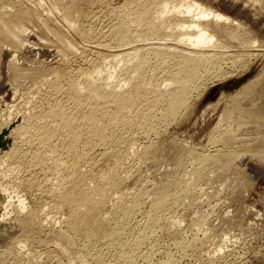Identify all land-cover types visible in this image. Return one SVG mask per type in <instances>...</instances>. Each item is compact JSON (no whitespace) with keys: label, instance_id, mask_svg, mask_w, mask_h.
<instances>
[{"label":"bare ground","instance_id":"1","mask_svg":"<svg viewBox=\"0 0 264 264\" xmlns=\"http://www.w3.org/2000/svg\"><path fill=\"white\" fill-rule=\"evenodd\" d=\"M29 1L43 7L44 11L46 9L48 12L44 13L51 14L49 16L51 20L55 18L58 20V28L49 26L50 22L47 20L41 21L44 26H47L45 28L48 32L52 34L48 33V35L55 39L52 40L53 42L48 39V43L52 44L56 41L54 45L59 46L60 52H57L61 53L62 51V57L66 58V55L68 57L69 52L72 57L74 52L77 54L76 51L79 53L81 51L83 59L81 65L72 69L65 66L70 62L66 58L68 62L62 66L67 67L66 69L54 70L53 68L49 73V70L47 72L44 69L37 71L39 67L38 69H21L17 65L16 54L12 56V59L10 58L8 73L10 71L11 75H8L13 76L16 81L21 80L16 78L24 77V80L26 78L28 80L29 78H40L39 81L43 79L41 83H44L43 85L47 86V89L39 100V104L33 105L28 111L26 110L27 114L23 113L24 116L22 119L19 118L20 121L8 113L9 117L6 118V122H0V190L7 191V195H9L5 185L8 184L11 177H18V173L25 171L26 176L19 177V185L22 184L28 189L39 191L46 199L53 201L52 207L57 210L61 208V205H69L70 210L65 219L69 230L61 229V232L55 234V239L61 242V246L66 247L75 239L81 240L83 246L87 248L84 249V254L80 253L83 254L82 264H106L108 256L105 254H108L109 250L111 258L114 257L113 259L117 262L128 261L133 264L140 258L151 264L153 262L151 252L153 250L155 252L158 245L157 238L155 239L159 236H156L157 231L167 233L168 237L178 234V229L170 234L173 227H169V225L174 221L170 223L173 216H170L166 211L177 206L179 201L183 200L182 198L191 197L190 200L193 199L195 177L189 179L187 175L189 173H186L188 179L184 178L185 175L182 176L184 172L182 174L179 172L182 170L181 166L185 165H182L183 161L179 160L180 158H176L172 154L167 158H173L172 161L179 165L177 169L180 167L174 180L180 183L178 192L161 195L165 191L164 183L159 189L157 188L159 186L155 184L157 189L152 187L153 191H150L146 183L141 180L136 187L130 189L125 184L130 170L124 168V162L136 151L139 153L138 157L144 161L151 158L160 159L166 154L167 148H164L166 146L154 143L151 137L156 135L161 127H164L163 125L171 123L184 109H187L190 100H193L192 97L198 96V93L202 94L200 92L203 90L205 91L208 80L227 75L216 60L217 57L221 58L219 51L230 48L232 42H235L237 46H246L248 50L250 47L247 33L250 32L242 21L223 14L200 0H125L120 6L109 10L106 17L109 21L108 24L104 26L105 23H101L104 24L102 25L104 27L101 24L97 27L92 24L85 25L82 22V25L79 24L83 13L74 1L71 4H66L67 1L61 0ZM29 1L25 0V2ZM257 1L264 3V0ZM25 2L23 0H0V56L3 55L6 43L11 46L12 54L20 53V51L24 54L25 52L32 54L36 51L34 49L40 39L36 36L39 40L33 41L36 34L31 32V28L30 31L28 30L30 21L36 15ZM34 20L36 21V19ZM101 20L104 21V19ZM36 22L32 24L36 26ZM42 24H38L39 27ZM45 36L42 37L44 45L47 43ZM75 38L79 40L81 48H78ZM228 38H230V42L226 40ZM39 45L43 46V44ZM39 50L41 51V49ZM68 58L70 59V56ZM62 60L59 62L63 63ZM206 65L208 68L204 70L205 68L202 66ZM185 70L190 71L191 74L183 80L181 75ZM48 73L53 76L52 79ZM15 80L14 82H16ZM39 81L34 84L37 85ZM252 83L253 81L247 82L240 91L247 89ZM263 91L264 86L256 85L252 89L250 86L247 91L249 95L245 96L252 98L256 92L258 94L256 97H260ZM243 92L246 94V91ZM237 95L232 97H235V101L233 102L231 99L233 102L231 107H228L231 104L226 105L214 126L212 133H215V136L211 133L214 136L212 142L215 145H222V147L216 148L214 153L209 154L193 152L192 159L196 160L198 164H216L218 162L221 164L219 166L223 164L224 168L233 169L239 173L244 169L240 167V164L244 163L248 155L251 160H255L254 162H261L260 159H264V144L262 142L249 143L247 139L239 144L237 143L238 139H236L237 142L234 139L236 134L243 131L241 129L242 131L239 132L241 124L239 121L246 120L244 115H247L249 120H254L253 124L257 122L261 123V126L254 128L251 123L256 130L246 131V134L251 135L252 131L254 135L261 129L262 133H259L262 141V137H264V100L262 97L263 101L253 97V100L250 99L252 102H249L248 105L245 104V107L241 104V100L238 101L237 98L240 99V97H236ZM242 116L244 117L243 121L239 120V117ZM242 125L244 124L242 123ZM222 128L226 132H221ZM249 129L247 130L249 131ZM243 134L245 136L244 132ZM140 139H144L145 142L137 150ZM231 141L234 145H231ZM140 149L141 151H139ZM180 155L183 157L182 154ZM103 157L111 158V161L107 166L100 168L98 166L99 159ZM86 166L89 168L83 169ZM123 169L125 171L122 172ZM201 169L205 168L202 166ZM195 172H191V174L194 175ZM241 174L243 173L238 176ZM6 182L7 184L4 185ZM127 189L129 190L127 191ZM13 194H10V198L14 196ZM17 194L19 193L17 192ZM19 195H17L19 198L16 209L23 213L25 209H28L27 202L25 203V198L23 199ZM112 196L113 198L117 197L116 202ZM111 198L115 202V206L113 205L114 208L110 207V209L107 203ZM146 198H148V202L150 201L149 205L147 204V209L143 206L145 202L147 203ZM12 199H8L6 204L13 207L15 198ZM44 205L46 206V204ZM44 205L43 207H45ZM43 207H38L39 210L35 208V213L33 209H30L25 216L21 217L25 227H35L33 225L35 222L42 221L36 219L41 218V214H45L46 211ZM9 208L11 207L9 206ZM254 211L255 214H258H256L258 218H264L262 212ZM12 213L15 212L12 211ZM39 227L42 228V226ZM35 230L33 233H36ZM221 234L223 236L220 233L218 235L222 237L227 235L223 232ZM230 237L226 236L228 240ZM226 238L223 241H221V237L219 238L221 243L219 242L218 249L214 245L217 254L224 250L225 247L220 244H223ZM97 242H102L105 249L108 250L105 253L94 251ZM148 242H151L150 252L143 249ZM173 242L181 251H187V247L197 248L196 240L182 241L175 236ZM228 246L227 244L226 247ZM168 252L165 260L158 264H177L175 255ZM207 253L209 254V252ZM213 254L216 255L212 253L211 256Z\"/></svg>","mask_w":264,"mask_h":264},{"label":"rangeland","instance_id":"2","mask_svg":"<svg viewBox=\"0 0 264 264\" xmlns=\"http://www.w3.org/2000/svg\"><path fill=\"white\" fill-rule=\"evenodd\" d=\"M61 1L64 2L67 1L66 4H71L73 1L74 3H76L78 9L83 13V17H81L79 24L81 25L82 23L85 25L92 24L93 26L97 27V25L100 26L101 23H105V25L101 24V26L102 25L106 26L109 22L107 21L108 19L106 18L109 10L113 7L120 6V4H123L125 0H61ZM200 1L211 5L215 10H218L223 14H226L230 17H234L242 21V23L247 27L248 31L250 32L247 33V41L249 43L250 48H248L247 50L246 46L243 45L237 46L235 42H232L230 48L222 49L219 51V56L221 58L217 57L216 60L221 64L223 71L227 75H225V77H219V78L215 77L212 78L213 80L212 79L208 80L207 82L208 84L206 85L205 91L204 90L201 91L200 93L202 94L200 95L198 93V96H193L192 97L193 100H190L191 102L187 109H184L178 115V117L175 120H173L171 123L163 125L165 128L161 127L160 131L156 135H153L151 137V140L154 143H160L159 145L166 146L164 147L167 148V150L165 151L166 152L165 155H163L160 159L151 158V159H147V161L146 160L144 161L138 157L139 153H137L138 151H136V153L133 154V156L131 155L125 160L124 168L126 167L125 169H127L128 171L130 170L129 171L130 175L128 176V178H126L125 184L131 189L136 187L137 183L141 180L142 182L146 183L150 191H153L151 189L152 187L153 189H157V188L159 189L160 186L162 188L163 186L162 183H164L165 191L161 195H164L165 193L178 192L180 183L178 181L175 182L174 180L177 177V175L175 174L178 173L180 167L177 169L179 165H177V163L175 164V162L172 161L173 158H170L172 154L176 158H180L179 160L183 161L182 165H185V166H181L180 169L182 170L179 173L182 174L184 172L182 176L184 177L185 175L184 178L187 179L188 176L189 179L193 178V176L195 177L194 186H193L195 187L194 189L195 191L192 195L193 199L190 200L191 197L182 198L183 200L179 201L177 206H173L169 208L166 212L170 216L171 215L173 216L172 219H170L171 220L170 223L174 221L169 225V227H173L172 228L173 230L172 232H170V234L176 232L178 229L179 230L178 234H175V236L178 239H182V241L196 240L197 248L191 249L190 247H187L188 248L187 251L178 250V247L173 242L175 236L173 237L172 235H169L170 237H168L167 233H161L159 230L157 231L156 234V236L158 235L159 236L155 237V239L157 238L156 239L157 241L156 240L155 241L158 242L157 243L158 245L156 246L157 250L155 252L154 250L151 252V259L153 261L151 262V264H155V263L158 264V262L162 263L167 257L166 254L168 251L170 253L172 252L175 255L174 256L176 259L175 262H177V264H264V218L261 217L258 218L257 216L258 214L256 213L257 214L256 215L254 211V210H258L262 212V214L264 215V161H263L264 159H260L262 160L261 161L262 163L254 162L255 160L254 161L251 160L250 156L248 155L244 163L242 165L240 164V167L244 169L242 172L239 173L238 171L235 170L234 172L233 169L224 168L223 164L222 166H219L221 164L218 162H217L218 164L217 163L198 164L196 160L192 159L193 152H195V154H200L201 152L202 153L204 152L205 154H209V153H214L216 148L220 146L222 147V145H218V144L215 145V143L212 142L213 137L215 136V133H212V130L216 125V123L218 122L219 117L223 112L224 108L226 107V105L228 106L229 104H231L228 107H231L233 105V102L235 101V97L234 98L232 97L239 94L236 96V97H240V99L237 98L238 101L241 100V104L243 106L245 104L248 105L249 102H252L251 100H253V97H256L258 95L256 94V92H254V95L251 92V95H253V97L252 98L246 97L247 95H249L247 93L248 88H250L251 86L252 89L256 85L258 87L264 86V3H262L261 1L260 3L257 0H200ZM23 2H25V0H23ZM26 3L33 11V13L36 15L35 17L37 18L39 17L38 20L35 17L32 18L33 22L37 21L36 22L37 25L35 26V24H32L33 22L31 20L30 24L28 25V30L31 28L30 29L31 32L32 33L35 32L34 35L36 34L35 38L36 36H38V38L40 39V42L37 45L40 48L35 46L34 50L36 51L32 52V54L30 52L29 53L27 52L28 54L25 52L24 54L21 51H20L21 54L18 52L17 53L14 52L12 54L11 46L8 45L7 43L4 44L6 46H4L3 49L4 52L2 53L3 55L1 54L2 56H0V83H2L1 84L2 86L0 85V122L1 123L6 122V118L9 117L7 115L8 113L11 114V115L9 114L10 116L20 121L19 118L22 119V116H24L23 113H26L28 109L33 107V105L39 104V100H41L44 92H46L47 89V86L43 85L44 83L43 84L41 83L43 79L40 81L38 80L40 78H33V79L29 78V80L28 78H26L27 80L26 79L24 80L25 78L24 77V78H16L18 80L21 79L19 81H16L15 78L12 76L13 77L12 80V77L10 76L11 75L10 71L8 73V68H9L8 64L10 63L9 61H11L12 56L14 54H16L15 58H16V62H18L17 65L19 66V68L38 69L39 67L37 71L44 69L47 72L49 70V73L51 72L50 69L53 70V68L54 70L55 69L64 70L67 67H71L73 69V67L75 68L81 65L83 59L82 58L83 55L81 51L80 53L79 51H76L78 52L77 53L78 55L74 52L73 54L74 56L72 57H71V52H69L68 55L70 56V59L68 58L69 56L67 57V55L66 58L70 60V62H68L65 57H62L63 52L61 51V53H58L60 52L59 46L57 44L54 45L56 41L52 44H50V42L48 43V39H50L51 42H53L52 40L55 39L53 36L52 37L50 36L52 34H50L48 30L45 28L47 26H44V23L42 24V22L47 20L48 22H50L48 23L49 26H52L53 28H58L57 26L58 20L55 17H54L55 19L51 20L50 19L51 17H49L51 16V14L44 13L45 11L46 12L48 11L46 9L44 11L43 10L44 8L40 7V5H36L34 2H30V1L25 2V4ZM32 4L35 5L32 6ZM41 17L44 20L40 19ZM34 19H36V21ZM101 19H104V21ZM38 24L39 25L42 24V26L39 27ZM41 32L44 35L40 34ZM45 33L47 34L46 36ZM48 33L50 35H48ZM43 36L47 38L45 39V42H47L45 43L46 46L42 42ZM69 36L71 37L70 34ZM35 38L32 40L37 42V40L39 39L37 38L35 39ZM229 39L230 38L226 40L230 42L231 40ZM75 40L77 39L75 38ZM76 42H78V48H81L82 45L80 44L79 40H77ZM39 44H43V46H45L46 48ZM41 46L46 50L43 49ZM39 49H41V51ZM60 54L61 56H59ZM61 60L64 62L60 63ZM66 62H68L69 64H67ZM64 63H66L65 66L67 65V67H62L64 66L63 65ZM202 68H205L204 70H206L208 66L207 65L202 66ZM190 74H191L190 71L185 70L182 72L181 78L184 80L187 77H189ZM50 77L51 79L53 78V76ZM50 77L47 78L49 79ZM14 80L16 82H14ZM36 81H39L37 82L39 84V85L37 84L38 86L34 84L36 83ZM250 81H253V83L247 89L245 90L243 89L242 91H240L242 86L245 85L247 82L249 83ZM40 85L43 86L44 88L41 87ZM243 91H246V94ZM240 94H242V96H240ZM262 95L254 99L257 98L261 99L262 97L264 100V91ZM231 99L233 100V102L231 101ZM263 100L261 99L260 101ZM244 117H246L245 118L246 120L243 121ZM244 117L243 116L239 117V120L242 119L243 122L239 121L241 124H240V131L239 130L238 131L241 132L242 131L241 129H243V131L241 133L236 134L237 136H234L235 140L238 139V142L237 140L236 142L241 144V142H244V140L248 139L249 143H255L257 141L256 142L257 144L260 142L264 144V137H262L263 138L262 141L260 138V133H259L261 132L260 128H259L260 130H258L259 132L258 133L255 132L254 135L252 134V131H251V135L249 133L246 134L247 132H250V130L255 131L256 129L254 128L260 127L261 123L255 122V124H253L254 120L253 121L249 120L247 115L246 116L244 115ZM242 123L244 125H242ZM251 123L254 126V128L251 125ZM241 125L245 126V128H242ZM247 129H249V131ZM223 130L224 128H222L220 131L222 132ZM224 132L226 131H223V133ZM243 132L245 133L246 137L243 136L244 135ZM211 133L214 136H212ZM254 136H258V137H254ZM242 138H246V139H242ZM257 138L259 140H256ZM144 142H145L144 139H140V141L137 144V147L139 146L137 150L142 147L140 145H142V143L144 144ZM230 143L231 145H234L232 141ZM139 151H141V149ZM180 154H182L183 157ZM168 155H170V157L167 158ZM109 161H111V158L103 157L99 159L98 166L100 168H103L107 166ZM199 165L201 166V168L203 166V168L205 169L199 168L200 167ZM212 165H216V166L212 167ZM245 165L247 166V169H245L246 167ZM87 168L89 167L88 166L83 167V169H87ZM125 169H123L122 172L125 171ZM191 172H195V174L192 175L193 173L191 174ZM197 172L199 173L197 174ZM186 173H189L187 174L188 176H186ZM236 173H238V175L240 173L243 174H241V176H238L236 175ZM17 176L18 177L16 176H14L13 178L11 177V180L8 182V184L7 182L4 183V185L7 184L5 186L6 188H8L9 195H7V191L5 192L3 189L0 190V264H82L83 254L85 252L84 249L86 247L83 246L82 244L83 242L81 240L75 239L73 243L68 244L66 247L64 245L61 246V242L55 239V234L57 232L59 233V231L61 232V229H64L65 231L66 229L69 230V228H67V222L65 220L70 210L69 205L68 206H66L67 204L61 205V208L57 210L56 208L52 207L53 201H51L50 199H46L44 196H42V194L39 193V191L28 189L24 187L22 184H21L22 186L19 185L20 183L19 177L20 176L25 177L26 176L25 171L18 173ZM155 184L156 186L159 187L156 188ZM8 185H10L12 188ZM14 188L15 189L17 188L16 190L18 191H16ZM128 190L129 189H127V191ZM17 192L20 195L17 194ZM10 194L14 195L12 197L13 199L15 198L14 200L10 198ZM17 195L22 196L23 199L25 198L26 201L25 200L24 201L25 203L27 202L26 205L28 209H25L23 213L22 212L20 213L16 209L19 198L17 197ZM41 196L42 199H40ZM112 198L109 199L107 203L109 204L108 205L109 208L110 207L114 208L115 206L117 197L115 196L113 198L115 202L113 201ZM8 199L9 200L12 199L14 201L13 204L14 208L11 205L6 204L8 203L7 202ZM146 201H147V203L145 202L146 205L144 204L143 206H145V208L147 209L150 201L148 202V198H146ZM183 201H187V202H183ZM44 204H46V206ZM8 205L11 208H9ZM43 205L45 207H43ZM38 207L45 208L44 211L46 212L45 214H41L40 215L41 218L36 220L44 221L45 225L41 223L42 221L41 222L38 221L37 222L38 224L35 222L38 226L35 223L33 224L35 225V227L33 226L32 228L34 230L36 229L35 230L36 233L35 232L33 233L34 230H31L32 228L24 226L21 217L25 216L26 212H28L30 209H33V212L35 213V208ZM12 211L15 213H12ZM47 214L50 215L46 216ZM172 224L174 225L176 224V225L172 226ZM39 226H42V228H40ZM27 228L30 229L27 230ZM226 230L228 231L225 232ZM221 232L227 234L226 236L228 237L231 236L229 240L226 238V236L222 237L223 235L221 234ZM219 233L222 236H219L218 235ZM230 233H232L233 235ZM191 236L194 238H192ZM218 237L222 238L221 241H223V239L226 238V240H224V243L222 242L224 245L220 244L221 246L225 247L224 250H226V251L223 250L221 252L223 255L221 253L217 254L216 249L219 248V242H220ZM228 241L229 243H226ZM150 243L148 242V244L145 245L143 249L150 252L152 248ZM97 244L96 246H94V249L93 248L91 249H93L94 251L96 250L103 251V253H105V251L108 250L105 249V245L102 244V242H97ZM227 244L229 245L228 246L229 248L226 247ZM11 247H14L16 249L13 250V248ZM214 247L216 249H214ZM211 250H215L216 252L215 251L213 252ZM207 252H209V254ZM211 252L215 253L216 255L213 254L214 256L213 255L211 256L212 254ZM109 253L110 250L108 251V254H105L106 256H108L107 257L108 260L106 259V264H112V263L131 264L128 261L117 262L113 259L114 257L111 258L112 255H110ZM79 254L80 257L78 258ZM137 260H136L137 262L135 261V263L133 264H150L148 262L142 261V259L140 258Z\"/></svg>","mask_w":264,"mask_h":264}]
</instances>
